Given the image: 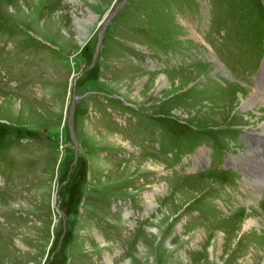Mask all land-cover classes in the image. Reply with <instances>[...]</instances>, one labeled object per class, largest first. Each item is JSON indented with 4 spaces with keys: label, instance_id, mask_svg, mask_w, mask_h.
<instances>
[{
    "label": "rangeland",
    "instance_id": "rangeland-1",
    "mask_svg": "<svg viewBox=\"0 0 264 264\" xmlns=\"http://www.w3.org/2000/svg\"><path fill=\"white\" fill-rule=\"evenodd\" d=\"M127 1L0 0V264H264V0Z\"/></svg>",
    "mask_w": 264,
    "mask_h": 264
},
{
    "label": "bare ground",
    "instance_id": "bare-ground-1",
    "mask_svg": "<svg viewBox=\"0 0 264 264\" xmlns=\"http://www.w3.org/2000/svg\"><path fill=\"white\" fill-rule=\"evenodd\" d=\"M222 71V70H221ZM243 101V100H242ZM257 105H258V103H256V102H254V101H252V100H249V101H245L244 103H243V107L244 108H253V109H255V108H258L257 107ZM262 108H264V106L262 107ZM262 140V139H261ZM255 143H256V146H257V148H258V145H257V141H255Z\"/></svg>",
    "mask_w": 264,
    "mask_h": 264
},
{
    "label": "water",
    "instance_id": "water-1",
    "mask_svg": "<svg viewBox=\"0 0 264 264\" xmlns=\"http://www.w3.org/2000/svg\"><path fill=\"white\" fill-rule=\"evenodd\" d=\"M113 13H112V15L110 17L113 16ZM72 113H73V106H71V109H70V116H69V120H68L69 123L68 124H69V130H70L71 139L75 143V139H74V136H73V131L71 130V121H72L71 116H72Z\"/></svg>",
    "mask_w": 264,
    "mask_h": 264
}]
</instances>
